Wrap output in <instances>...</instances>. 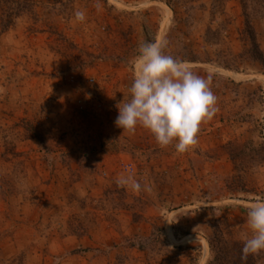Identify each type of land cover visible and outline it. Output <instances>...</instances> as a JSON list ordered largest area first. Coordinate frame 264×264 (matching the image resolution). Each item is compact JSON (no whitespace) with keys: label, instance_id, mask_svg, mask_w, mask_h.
I'll use <instances>...</instances> for the list:
<instances>
[{"label":"rangeland","instance_id":"rangeland-1","mask_svg":"<svg viewBox=\"0 0 264 264\" xmlns=\"http://www.w3.org/2000/svg\"><path fill=\"white\" fill-rule=\"evenodd\" d=\"M246 9L262 63L239 0H33L5 31L0 7V264H207L217 238L230 264L264 197V0ZM161 40L217 98L183 154L114 123Z\"/></svg>","mask_w":264,"mask_h":264},{"label":"clouds","instance_id":"clouds-1","mask_svg":"<svg viewBox=\"0 0 264 264\" xmlns=\"http://www.w3.org/2000/svg\"><path fill=\"white\" fill-rule=\"evenodd\" d=\"M74 16L76 21L85 20L84 11L77 10ZM166 47L165 40L140 42L129 99L118 107L114 123L129 133L142 127L159 147L172 145L177 154H183L197 145L201 125L217 111V98L209 80L166 55ZM116 183L133 192L141 190V184L131 175H121ZM247 228L250 235L243 243L242 261L264 251V197L248 206Z\"/></svg>","mask_w":264,"mask_h":264},{"label":"trees","instance_id":"trees-1","mask_svg":"<svg viewBox=\"0 0 264 264\" xmlns=\"http://www.w3.org/2000/svg\"><path fill=\"white\" fill-rule=\"evenodd\" d=\"M21 4L17 3V0H0V7H1V12H2V18H1V25H2V31H5L11 21L18 17L20 12H24V11H28L29 8L33 5V0H20ZM240 3L242 4V9L244 10V16H245V22H244V29H243V37L246 35L245 38H249V52L250 54H252V57L258 59V61H260L262 63L263 58H262V53L259 51L257 43L255 41L252 29L250 27V23H249V14L247 13V9H246V2L248 0H239ZM16 4V7L18 8H12L11 6L13 4ZM6 9V10H5ZM243 40V38H242ZM244 41V40H243ZM229 146V145H227ZM239 154L235 153L234 156H232V159L236 161V157ZM231 157V154H230ZM218 239V238H217ZM214 240L209 242L210 244V251L212 254V258L211 260L207 263V264H227L225 260V256L228 253H223L220 250H213L212 246L213 243H218V240ZM236 249L230 254L229 256V261L230 264H255L256 263V256L255 255H249L246 261H242L241 260V250L243 247L242 243H237L235 244ZM130 248L133 247H137L139 250H143V246H137L135 244H130L129 246ZM231 252V251H229Z\"/></svg>","mask_w":264,"mask_h":264},{"label":"crops","instance_id":"crops-1","mask_svg":"<svg viewBox=\"0 0 264 264\" xmlns=\"http://www.w3.org/2000/svg\"><path fill=\"white\" fill-rule=\"evenodd\" d=\"M163 23V22H162ZM164 29H165V27H164ZM161 33H163V28H162V30H161V28H160V34ZM107 90V89H106ZM110 90H111V88H110ZM109 90V91H110ZM108 90H107V92H109ZM106 101H108V100H106ZM63 105H65V103L63 102ZM61 112H67L66 114H64V115H67V114H69V109H66L65 107H62V110H61ZM63 115V116H64ZM61 118H63L62 116H60ZM67 126L69 125V124H66ZM68 128V127H67ZM67 128H66V130H67ZM80 132H81V130H80ZM79 137V136H78ZM79 143H80V140L78 141ZM67 149H71V150H75L76 148H70L69 147V145H66V146H62V150H67Z\"/></svg>","mask_w":264,"mask_h":264},{"label":"built area","instance_id":"built-area-1","mask_svg":"<svg viewBox=\"0 0 264 264\" xmlns=\"http://www.w3.org/2000/svg\"><path fill=\"white\" fill-rule=\"evenodd\" d=\"M93 83H94V79H93V78H88V79H87V84H88V86H91V84H93ZM90 94L92 95V93H90ZM91 95H90V96H91ZM90 96H89V97H90ZM87 97H88V96H87ZM81 99H82V98H81ZM81 99L79 100L78 103H84V102H85L84 100H81ZM93 100H94V99H93ZM81 101H82V102H81ZM126 167H127V169H130V170L132 169V166H131V165H127Z\"/></svg>","mask_w":264,"mask_h":264}]
</instances>
